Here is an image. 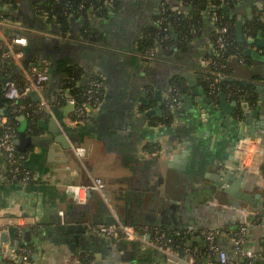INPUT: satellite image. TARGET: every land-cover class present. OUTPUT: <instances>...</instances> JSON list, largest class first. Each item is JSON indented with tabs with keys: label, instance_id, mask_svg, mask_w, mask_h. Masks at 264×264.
Wrapping results in <instances>:
<instances>
[{
	"label": "crops",
	"instance_id": "0c3cea01",
	"mask_svg": "<svg viewBox=\"0 0 264 264\" xmlns=\"http://www.w3.org/2000/svg\"><path fill=\"white\" fill-rule=\"evenodd\" d=\"M163 4L175 10L184 9L177 6L186 7L183 0L173 3L169 0H118V6L108 16L92 17V25L101 34V41L90 44L79 38L78 22L67 32L63 31L59 23L48 20L38 11L36 0L0 3V44H5V52H9L12 59L7 82L13 81L22 87L31 68L37 66L33 64L30 70L27 68L25 52L40 49L41 53L53 58L52 61H39L40 67L37 66L50 74V80L41 92L18 100L23 103L28 98V103L34 105L42 100L47 102L39 109L38 131H32L30 119L22 114L15 136L17 139L19 131L24 130L28 136L51 138L42 146L25 145V151H20L16 144L25 156L23 164L35 176L34 181L26 185L16 181L8 186L9 164L0 154V185L5 184L3 189L0 188V232L10 224L18 225L20 230L31 229L35 243L17 246L15 251L18 256L24 249L32 252V264H86L85 257L89 258V264H175L188 259L186 253L177 249L168 254L143 239L115 240L93 234L90 227L103 223L107 206L119 224L160 226L185 236L187 246L198 248L194 254L201 263L207 258L203 255V248L207 251L202 236L204 229L219 230L218 244L228 253L232 263L246 262H242L244 257L237 252L232 231L238 222L248 220L246 246L259 256L263 254L264 179L257 173L239 170L236 147L238 136L242 134V138L259 139L264 150V90L257 87V104L241 103L246 102L250 109L244 110L243 120L237 119L236 124L238 101L226 96V103H223L219 96L217 103L212 102L198 79V60L192 52H177L176 59L170 63L142 58L138 53V42L145 30L153 25ZM232 14L236 19L237 36L240 40L244 37L248 40L246 49H250L251 54L245 52L248 59L244 62L240 57H230L228 77L264 86V46H259L264 43V30L252 36L245 33L247 24L255 19L259 18L264 24V0H238ZM238 15L242 16L241 20ZM238 21L243 22L242 27L237 25ZM29 33L39 36L32 42L27 36ZM17 38H25L26 42L17 43ZM47 40L60 52L43 51L48 45ZM73 42L81 46L70 45ZM197 47L209 55L217 52L208 36L199 41ZM71 63L83 68L86 79L97 74L103 81V98L96 108L89 109L83 121L76 119L72 95L64 86L66 68ZM174 75L183 77L187 91L171 126L182 128L183 132L180 136L174 134L176 140L172 143L168 128L161 124L153 126L149 118L146 121L143 118L148 109L163 112ZM38 97L40 101H37ZM141 97L148 105L140 101ZM10 105L0 106L2 124L8 121ZM211 111L215 113L212 118ZM256 111L258 115L246 116ZM157 115L160 114L151 117ZM24 117L26 120L21 119ZM51 120L61 128L65 143L72 145L69 150L45 129ZM144 130L145 137L136 142L138 134L145 133ZM152 140L158 141L160 150L146 149ZM78 146L91 147L89 156L80 158L74 150ZM260 160L264 161V154L249 158L256 166ZM232 170L245 175L248 198L252 196L257 206L246 200L243 202L246 209L234 210L226 192L217 191L220 195H214L215 182L230 183L224 176ZM169 172H173V176H168ZM96 177L106 182L107 199L96 190L82 192L85 198H78L70 189V185H90ZM258 213L262 214L253 220ZM64 217L88 223L86 233H58L55 227L64 221ZM95 220L98 222L91 223ZM146 237L149 239V234ZM7 238L8 244H5L0 235V264H21L19 259H12L7 254L6 247L11 244L10 236ZM26 239L22 233L15 237L20 243Z\"/></svg>",
	"mask_w": 264,
	"mask_h": 264
},
{
	"label": "trees",
	"instance_id": "16d2710c",
	"mask_svg": "<svg viewBox=\"0 0 264 264\" xmlns=\"http://www.w3.org/2000/svg\"><path fill=\"white\" fill-rule=\"evenodd\" d=\"M14 0H0L1 4L12 3ZM188 10L180 9L175 10L166 4V10L159 12L154 18L152 26L147 28L138 42V53L145 54L148 51L154 49L156 51V60L153 62L170 63L176 59V53H189L192 52L193 56L197 57V76L200 83L209 92L212 102L215 104L219 100L220 93H224L226 96L235 99L239 103V107L236 112V121L243 120L244 109L242 102L247 101L250 104L258 103L257 84L255 82L233 80L228 77L230 71L229 67L217 69L222 73L220 81L217 84L218 90L215 93L211 92V82L215 77L212 74L214 68L213 64H203L201 60L203 58H209L217 62H227L232 56L242 57L247 60L245 54L248 40L239 39L236 33V19L231 15V10L237 5L238 0H183ZM38 3V11L43 16H46L48 20L55 21L60 24L63 31L70 30L72 24L78 22V35L81 40L86 43L96 44L101 41V34L95 26L92 25V17L108 16L109 12L118 6V0H36ZM229 8L230 10H228ZM217 12L218 19L215 20L213 13ZM161 20V22H158ZM225 25L229 26L228 38L229 45L223 52H217L214 55L202 53L200 47H197V43L204 40L205 37H210V40L215 44L219 35V29ZM245 33L248 36L254 35L259 30H264V24L258 18L247 24ZM195 42L196 44H193ZM5 44H0V106L5 103L11 104L10 110L7 113L8 121L6 123H0V135L7 129H11L17 134L19 128L20 115H27L31 121L30 128L33 132L38 131L36 124L39 116V111H33L30 107L20 111L18 110L21 104L28 105V98L23 103L13 102L6 96L5 84L8 80L10 73L11 58H5ZM196 46V48H195ZM195 48V49H194ZM40 67L39 62L34 63ZM175 73V72H174ZM177 74V73H175ZM66 81L65 88H68L72 98H75L79 104H83L84 116L79 117L76 115V119L83 121L87 118L89 109L94 108V101L88 99V89L90 88L89 80L96 79L102 81V77L95 74L88 79L85 78L83 68L76 64H69L66 68ZM183 77L174 75L171 80V88L176 87L181 95L186 93L187 86L183 81ZM26 83V81H25ZM23 83V86L25 85ZM104 95L103 87L100 90L99 99H102ZM170 96L163 104V112L161 115L151 117V124L162 125V127L169 128L174 119L176 118L177 109H171L169 107ZM34 105V104H33ZM144 109V108H143ZM238 119V120H237ZM235 121V122H236ZM147 150L156 152L160 150V144L152 141L146 146ZM19 166H23L21 161L18 162ZM7 182L8 186H12L16 181L20 180L21 174H17L13 171V166L9 165L7 169ZM260 173L262 179H264V161L260 166ZM34 181V180H32ZM30 181L29 183H31ZM5 184L0 185L3 189ZM262 214V213H261ZM254 215V219H257L259 215ZM240 228V222L236 224L232 233H235ZM174 249L186 253V249L189 247L186 245V237L183 235L176 236L174 238ZM264 252V249L263 251ZM32 253V252H31ZM197 254V253H195ZM203 255L207 256L206 247L203 248ZM197 259V255H195ZM89 258L85 257L84 262L89 264ZM30 260L32 262L31 254ZM246 264V262L242 263ZM256 264H264L263 259L259 258Z\"/></svg>",
	"mask_w": 264,
	"mask_h": 264
},
{
	"label": "built area",
	"instance_id": "2783aa9c",
	"mask_svg": "<svg viewBox=\"0 0 264 264\" xmlns=\"http://www.w3.org/2000/svg\"><path fill=\"white\" fill-rule=\"evenodd\" d=\"M166 10V4L161 5L159 12H164ZM213 17L215 20L218 19L217 12L213 13ZM158 22H161V20H158ZM219 35L216 40V45L218 52H223L227 49L229 45V38H228V32H229V26L225 25L219 29ZM17 43H25V38H17L15 40ZM10 53L6 52L4 54L5 58L10 57ZM142 58L148 61H154L156 60V51L154 49L148 51L145 54H140ZM241 61L244 62L245 58L240 57ZM203 64H213L214 68L212 70V74L215 76L211 82V94L215 93L218 90L217 84L220 81L221 72L217 69L218 67L226 68L227 62H217L213 61L209 58H203L201 60ZM218 65V67H217ZM50 80V74L40 69L37 66H33L31 68V72L26 80V83L24 87L18 86L13 81H8V90H7V96L9 99H11L13 102H17L18 100L27 96L28 93L31 91H38L41 92L45 84ZM90 88L88 89L89 97L88 99L90 101H94L93 105L94 108H96L102 99H99L100 90L103 87V81H99L96 79H90L89 80ZM182 101V97L178 91V89L175 87L171 88V94H170V103L169 107L171 109H176L180 106ZM71 102L75 105L76 108V115L79 117L84 116V107L83 104H79L78 101L75 98H72ZM47 105V102L45 100H42L40 104L33 105L28 104L24 105L21 104L18 108V110L22 111L26 109L27 107H30L33 111H40L39 109L43 108ZM15 132L11 129H7L3 132V134L0 135V154H2L7 163L11 166H13V171L17 174H21L20 182L24 185L28 184L30 181L35 179L34 174L31 170H29L25 165H18V162L21 161V164L23 163L25 156L22 154L16 146L15 143ZM261 141L259 139L251 138V137H245L238 141L236 152L239 157V170L243 173H257L258 175H261L260 173V166L262 164L261 160L256 165L254 163H250L249 158L253 157L257 154H260L263 156L264 150L261 149L260 143ZM76 154L80 158H85L89 156L91 153V147H83L78 146L75 149ZM262 177V176H261ZM106 188L107 184L101 177H96L93 179L92 184L90 185H70V189H72L78 198L84 199L85 196H82V192H86L87 190H96L99 193L102 194L107 199L106 195ZM63 214V212H62ZM250 226V222L248 220L240 221V228L237 232L233 233V239L236 243L237 252L242 257L246 258V264H256L255 261H258L259 258L263 259L264 262V252L262 255H257L256 252H254L252 249L247 248L246 242H247V232ZM90 231L99 236H103L104 238L108 239H121V238H127L128 240H135V239H143L144 241L148 242L150 246L153 248H156L157 250H160L162 252L172 254L174 250V238L176 236H180V234L175 232H170L167 229L160 227V226H151V225H142L139 227L131 226V225H125V224H97L90 227ZM149 234L150 238L147 239L146 235ZM202 236L205 238V241L207 243V258L204 262H198L195 257L194 253L198 252V248H187L186 254H187V260L186 261H176L175 264H235L232 263L230 260V257L228 253L221 249L218 244V237H219V230L217 229H204L202 231ZM30 253L28 250L24 249L20 252L21 256V264H32L30 260Z\"/></svg>",
	"mask_w": 264,
	"mask_h": 264
},
{
	"label": "water",
	"instance_id": "95a60500",
	"mask_svg": "<svg viewBox=\"0 0 264 264\" xmlns=\"http://www.w3.org/2000/svg\"><path fill=\"white\" fill-rule=\"evenodd\" d=\"M173 2H175V0H169V3H173ZM175 5H177V4H175ZM177 7L184 8V9H187V10L189 9V7H183L182 5L181 6H177ZM227 9L230 10L229 8H227ZM237 18H238V20H241L242 16L238 15ZM237 25L239 27H242L243 22L242 21H238ZM239 35H241V28H239ZM27 36H29V39H31V41L34 42L35 38H38L39 35L33 34V33L32 34L29 33V34H27ZM63 36L65 38L66 34L64 33ZM47 43H48V45H47L46 48L42 49L43 51H48L49 53L50 52L51 53L52 52H56V53L60 52V50L57 49L55 47V45L50 40H47ZM256 43H258V40H256ZM70 45H72V46H81L80 44H77V43H74V42L70 43ZM259 46H264V43H259ZM40 51L41 50L39 49V50H30V51L25 52L24 64L27 66V68L29 70H30V66L33 65L34 63L37 64V62H39V61L41 62V61H44V60H51V61L53 60L52 57L46 56V54L41 53ZM245 52L247 54H249V55L251 54L250 53L251 50L248 49V48L245 50ZM36 55L37 56L39 55V56L36 57ZM257 87L260 90H264V86H262V85H257ZM37 94H38V92L35 91V90L31 91L30 93H28V95H30V96H37ZM220 98H221L223 103H226V95L224 93H220ZM37 101H40L39 97L37 98ZM140 101H143L145 104L148 105V102L146 100H144L142 97L140 98ZM234 104L235 105L238 104L237 101H234ZM242 107H244L243 108L244 110H247V109L249 110L250 109L249 105L246 102L242 104ZM229 112H230V110H229ZM144 113L145 114H144L143 120L146 121V119L149 118L150 119V123H151V116L156 114V113H159L161 115L162 111L161 110L148 109ZM210 113H209V115H212L211 116V118H212L215 115V113L212 112V111ZM252 113L255 116L258 115V112L256 111V112L247 113L246 116H252ZM193 117L196 118V114H193ZM21 119L22 120H26L25 117L21 118ZM174 121H175V119H174ZM247 123H248V120H247ZM236 124H237V121H236ZM151 125H153V124H151ZM153 126H155V125H153ZM171 126L168 129H169V132L172 135V138H171L170 142L173 143L176 140V138L173 135L175 134L177 136H180L181 133L183 132V130H181L182 128L171 127ZM45 129L48 130L52 134V136H54L53 137L54 139H56L57 141L63 142L64 148L66 150H69L72 147L71 144L65 143V141H64V139L62 138V135H61L62 134L61 128L59 126H57L54 123L53 120H51V123L49 125H45ZM145 134H146V131L143 134L139 133L138 137H137V139L135 141L136 142L141 141L145 137ZM165 134H167V133L165 132ZM129 135H130V137H133V133H130ZM238 139L239 140L242 139V134H239ZM50 140H51V138H41V137L32 136V135L28 136L26 131L21 130V131H19V135H18L17 139H15V143L17 144L18 149L20 151H25L26 150V146L31 144V143L34 144V145L42 146V145L45 144V142L49 143ZM152 141L158 142L157 140H152ZM160 148H161V146H160ZM238 164H239V162H238ZM168 176H173V172H169ZM244 176L245 175L243 173L235 172L234 170H232V172H230L226 176H224V179L226 181L229 180L230 183L229 182H226V183L225 182H219V181L215 182L216 185L213 186L214 187V192H215L214 195H216V196L220 195V194L217 193V191L226 192L228 194V196H229V199L231 200V203H232V205L234 207V210L246 209V206L243 205V202H245L246 200H248V202H250L251 204L257 206V203L255 202V200L251 199L252 196H250V198H248L249 194L245 190L247 182L244 179ZM104 212H105V214L103 216L104 219L102 220V222L104 224H117V225L119 224L117 218L113 215L112 210L108 206L105 207ZM235 218H236V216H235ZM97 222L98 221L95 220V221H93L91 223H97ZM88 227H89L88 223H79V222H75V220L72 219V218H69V219L65 218L63 222H60V223H58L56 225L55 230L58 233L63 234V235H71V234L80 235L82 233L85 234ZM5 228L6 229H4V230H2L0 232V235H1L2 241H4L5 244H8V242H6V241H8L7 236L8 235L10 236V240L9 241H10L11 244H10V246L6 247L7 254H9V256H11L12 259L13 258L14 259H19V261H21V256L16 255V251L15 250L18 249L17 246H24L26 244H29V245L31 244L32 245V244L35 243L34 236L32 235V231L29 228H23V230H20L18 225H16V224L7 225V227H5ZM20 233L25 235V237L27 238L26 242L20 243V242H17L15 240V237L19 236ZM245 260H246V258H243L242 262L245 261ZM256 262L257 261H255V263Z\"/></svg>",
	"mask_w": 264,
	"mask_h": 264
}]
</instances>
